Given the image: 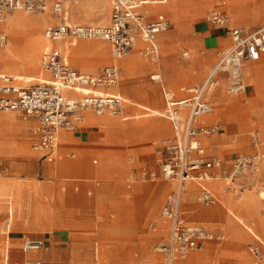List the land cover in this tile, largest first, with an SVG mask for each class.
Here are the masks:
<instances>
[{"label": "rangeland", "instance_id": "374dc122", "mask_svg": "<svg viewBox=\"0 0 264 264\" xmlns=\"http://www.w3.org/2000/svg\"><path fill=\"white\" fill-rule=\"evenodd\" d=\"M87 1H89V3L87 2L89 11H81L83 14V16L81 15L82 17H78L80 13L77 12L80 9V6H74L77 17L75 21L87 23L95 22V25H101L96 23L97 20H95V16H98L100 13L105 15L103 7H97V5L93 3L95 0ZM225 1H227L228 4L226 7L228 11V21L230 25H233L229 14L232 1ZM235 1H238L241 5V7H237V20L245 18L244 16L249 17L252 15L254 18H257L255 15L264 13V0ZM68 7L70 10V17H72L73 10L71 9L72 7L70 2L68 3ZM240 8H242L241 13L244 16L239 15ZM90 11H92V13ZM108 12L109 10L107 11V17L109 16ZM19 14L28 16L29 21H37L39 19L43 20V18L40 17L41 15L50 17V14L43 12L31 13L23 11V13ZM207 14V10L201 12L196 20H206ZM15 15L16 13L11 15L9 18L11 19V17ZM166 15L170 19L169 14L166 13ZM261 23H264V19H261L256 24L251 25L258 26ZM45 27L43 28L44 38ZM173 28L174 24L172 23L171 29ZM45 40L47 39L45 38ZM100 42L107 44L109 53L111 54V45L108 42ZM47 43L48 41L43 42L39 49V54L37 57L39 61V72L35 75L37 79L48 78V74L42 72L40 65L41 56ZM8 45L0 51H6ZM163 52L164 51L161 49V56L157 60L156 65L160 63ZM185 52L186 50L181 51L180 57H184ZM131 53H133V51ZM26 55L28 56V54H25L22 51L20 53L19 60L22 59L21 57L25 58ZM137 60H139L137 57H132L133 64ZM111 62L112 58L100 62L94 57L89 58V61H87L89 65H95V69L92 72L101 71ZM141 63H145L147 67L145 65L136 66L129 73V75L126 76V80L123 72L122 75H120V86H123L126 83V86L130 87L131 91L137 95L138 102L141 103L140 104L137 101H134L132 98L129 99V97H127V100L133 102L134 105L130 106L128 109H125L126 114H128V110L133 108L135 109L139 106L136 110L130 111L131 114H134V116L130 118L134 119L128 120V123L126 121L123 122L125 127L120 129L116 134L114 132L105 131L107 133L108 139L111 141L117 140L115 138L123 137L126 138L127 143L134 144L112 142L100 145L96 151L98 154L99 152H102L106 149H112L119 154L117 158L121 157L122 161H116V154L112 151L109 158H107L108 161L101 165V170L97 173L94 172V174L89 177V180L83 181L84 178L82 175L77 173L79 175L78 180L83 183L81 192H77L75 189L76 186L81 188V183H66L64 178H59L60 175L66 173H76L64 168L63 165H66L69 162L83 160L88 167L95 168L97 166L91 165L93 159H97L99 164L102 162V158L97 153L92 152L87 157V153L83 152L79 159L71 161L67 154L75 152L77 157H79V152L77 150H68L62 154L66 159L69 160H65L62 157L55 164L48 165V163L38 160L40 155H37L33 152L32 142L29 141L27 142V146L28 149L35 154L33 157L24 158L16 156L15 154H18V151L16 152L15 149L11 147L15 144H9V148H7L5 152L1 153L2 155H0V179L3 181V184H5L8 189H12L13 187L16 188L18 185H20L24 195L26 196L25 200L21 204L22 211L19 213V215L16 211L17 209L15 208V203L13 205L15 208L13 209L15 218L10 237L15 235L21 238L27 235L33 237L37 235L40 237L43 236L45 232L50 231L64 233L65 242L55 245V249H59L62 251V254H64L55 258L53 261L55 264H98L99 262L101 264H163V256L160 253V249L167 241L169 224L162 217V207L165 203L166 197L171 192V189H169V182L165 181L162 176L161 164L163 161L164 147L166 142L171 137L172 126L170 121L163 115H152V112L145 109H140L152 108V111L158 110V112L164 114L165 107L160 85L152 81L150 78L151 73L154 70L153 65H150L152 62L150 63L147 60L141 58ZM253 65L264 66V62H253ZM5 68L6 66L4 64L0 65V73H3ZM164 80L168 87L172 89H177L181 86L198 84L179 83L176 86H171L168 84L165 76ZM248 80L247 83L252 82L253 85L255 84L254 93H250L248 88L247 96L241 94L240 96L242 104L239 107V109L246 110L247 114L240 115L234 111V109L224 107L223 109H220V111L226 110L224 111L223 115L215 118L213 122L208 124L212 125L211 127H217V132L210 137H216L217 133L227 136L221 146V153H216L212 150V148L208 147L209 145L207 141L210 137L206 138L203 136L202 138V145L206 148L208 155L215 156L220 159L223 162L225 166L224 170L227 173L232 170L236 159L240 157V155H254L256 152L261 154L258 178L256 180L253 178V188L247 190L243 194L237 196L234 195L230 190L226 189V181L223 178L224 173L220 175L219 179L209 180L207 182V186H209L212 191H218L222 193L226 192L232 198V201L227 202V206L224 207L228 209L229 215L233 217L230 218L231 222L233 223L231 226L232 229L235 231V233H241L244 237V241L241 243H231L228 241L230 229L226 216L222 215L225 213L222 207L219 210L220 214L216 217H212L213 219L205 214L208 210L222 206L220 202L221 198L217 193L216 195L220 203L217 206H205L200 204L197 200V193L193 198V204H191V206L189 205V207L186 206L185 208V217L189 222H203L211 230H219L224 233L226 237L225 241H213L208 244L205 250L202 252L191 253L194 255H208L212 246L219 247V252H215V254H213L214 256H212L213 258L216 256L219 257V264H251V259L248 256V254L250 255L248 247L250 243L254 242L253 235H258L264 240V229H261L258 225V219H264V217L261 216V214L264 216V200H261L258 197L259 193L264 189V84H259V81H257L255 78H253V81L249 78ZM149 84L153 86L152 90L155 92V99L157 100H154L152 97L153 95L151 94L150 90H148ZM20 85L25 86L23 82H20ZM30 85L33 84H29L28 86ZM245 100L246 102L244 104L243 102ZM218 111L219 109L216 107L214 114ZM131 114H128V116H131ZM146 114L151 116H146ZM0 115H10L14 117L19 124L29 123L20 121L23 119H21L14 112H0ZM142 122L147 124L164 122L169 127L170 133L165 131L167 129L166 126V128L162 130L165 132L159 133L160 131H154L149 133L146 138L145 135H142L141 133L139 134L134 129V125H138ZM208 125L204 126L208 127ZM255 131H258L260 140L262 142V147L259 150H256L252 145L251 137ZM26 134L27 132H22L21 130L16 131L12 129L8 131V129H5L0 125V140H5L8 143H13L15 141L19 142V140L23 138V135L26 136ZM28 135L30 137V132ZM121 141H124V139ZM78 148L86 149V146H81ZM45 166H47V172H49L51 176L45 173ZM115 167H119V170L117 173H115L114 177L110 171L115 169ZM120 168H123V170ZM69 176L65 175V177ZM245 181L248 182V180ZM94 183H98V185L95 186L94 191L87 192L86 189L93 186ZM163 186H166L165 190L167 191L163 189ZM50 187H52V190H50ZM64 187H67V190H65ZM34 189L39 190L38 196L30 195ZM46 191L50 193L48 198L47 195H45ZM51 191L52 193L57 194H51ZM69 193H75L76 195L81 193L78 198L79 203L69 202L67 200ZM114 195H116L115 199H113L112 202L107 203V201ZM246 195H251L253 199H255V210H242L239 213L236 210V204L243 200V197ZM192 196L193 195H191V197L187 200H191ZM69 197L71 200L75 199L74 194ZM125 198L127 199L125 200ZM124 201L129 202L124 204V206L126 207L127 205H130V218H122ZM1 204L2 202L0 201V206H2ZM8 207L12 208V205H8ZM258 210L261 211V214H259ZM245 212L249 213V215H246ZM54 216L55 218H52ZM58 216H61L62 218H57ZM8 219L9 215L6 209L0 215L1 229L6 230V223ZM113 223H117V228L115 230L110 229V226ZM122 227H124L126 230V233L124 234H120ZM6 239L7 242H9L7 235L0 233V264H3L5 256L4 249L6 246H8L6 245ZM24 240L25 238L17 241L19 243V246L17 247L14 245L16 242L14 240H10V246L12 244V258H10V261L15 255L20 257L19 261L13 259V263L25 264L27 262L26 260L33 259L35 256L42 254L41 251H35L28 256L24 255L22 251ZM200 257L202 258V262L200 264H202L205 261V255ZM155 258L156 261L154 263ZM53 262L48 260L47 262H44V264H53Z\"/></svg>", "mask_w": 264, "mask_h": 264}, {"label": "built area", "instance_id": "2783aa9c", "mask_svg": "<svg viewBox=\"0 0 264 264\" xmlns=\"http://www.w3.org/2000/svg\"><path fill=\"white\" fill-rule=\"evenodd\" d=\"M170 0H111L110 22L107 25H72L66 22V10L63 0H0V23L16 11L47 12L52 11L62 21L46 31L48 38L61 41L74 39H104L112 47L114 57L121 58L130 54L141 38L144 47L141 53L151 61L160 58L157 35L172 27L171 20L164 14L155 20H147L141 7L148 4L166 3ZM206 21L216 26L225 27L232 39V46L221 53L220 59L199 87L188 90L192 96L176 100L174 94L164 90L166 110L164 115L172 122L174 137L166 142L163 150L161 172L165 181L174 182L175 189L168 196L163 209V216L170 222L169 240L161 248L165 255V264H174L177 258L186 259L192 252L201 250L212 239V235L201 225H188L182 217L183 197L186 184H203L219 179L224 173L226 189L234 195H240L253 188V178L259 175L261 154L240 156L230 172H226L220 159L205 158L198 137L210 136L217 132V127L199 126L200 116L213 110L207 94L217 84V75L227 73L230 83L227 92L231 95L246 90L243 65L257 61L264 53V25L257 27H234L227 15L214 9L206 16ZM7 42L4 32H0V48ZM185 56H187L185 54ZM42 67L52 75L51 80H44L32 86H19L13 78L2 75L0 82V111L21 112L37 119L34 132L38 141L34 145L37 151L52 152L57 147L62 132L73 134L80 129L87 112L98 115L122 112L125 99L117 93L100 92L101 87H112L119 83V69L115 64L107 65L100 73H87L71 67L64 59L60 49L49 48L42 57ZM151 80L162 82L160 73L150 76ZM66 90L79 93V97H70ZM189 105L190 111L183 125L179 123V107ZM252 145L256 150L262 147L258 131L252 134ZM196 155V156H195ZM195 156V157H194ZM245 180H248L245 181ZM264 193V189L262 190ZM205 206L215 204L213 193L204 190L197 198ZM44 248L41 240L26 237L23 252L40 251ZM253 264H264V244H251L248 247ZM25 264H42L29 260Z\"/></svg>", "mask_w": 264, "mask_h": 264}, {"label": "crops", "instance_id": "0c3cea01", "mask_svg": "<svg viewBox=\"0 0 264 264\" xmlns=\"http://www.w3.org/2000/svg\"><path fill=\"white\" fill-rule=\"evenodd\" d=\"M63 1H64V5H65V10H66V22H68V23H70L72 25H75V24L95 25V22L93 20L92 21L94 23L76 22L75 19L77 17H76V12L74 10V6H71L72 7L71 9L73 10V15H72V17L69 18L68 13H67L68 5L66 6L67 0H63ZM82 1H84V0H82ZM173 1H176V0H170V1L166 2V3L148 4V5H144V6L141 7V11L146 15L147 20H149V21L155 20L157 18V16L160 15V14H164L165 16H167L166 15V13H167L170 16L171 22L174 24V28L173 29L170 28L171 29V30L169 29L170 31L168 30V32L166 31V32H163V33H160V34L157 35V43H158V46L160 48V53H161V49H162V51H164L163 55L161 57L160 63L158 65H156L157 61H151L149 58H147L146 56H144L141 53V50L144 47V42H143V40L141 38L138 39L137 44H136L135 48L133 49V53H131V54L127 55V56L121 57V58L114 57L113 52H112V47H111L112 62L109 65L115 64L118 67V69H119V83L116 86H112V87H101V88H99V91L100 92H105V93H117V94H120L125 99L123 110H122V112L120 114L113 115V114H110V113H106V114H110L111 116H116V117H111V116L98 117V116H101V115H98V114H96L94 112H87L86 116H85V120L81 124L80 129L77 132L73 133V134L62 132L60 134L59 142L57 144V147L52 152L37 151V150L34 149V145L38 141V136L34 132V129H35V127L38 124V121H37L36 118L28 116V115H25V114H23L21 112H14L21 119H23V120H20V121L29 122L30 123V124L29 123L19 124L14 117H6V116H1L0 115V125L3 126L5 129H8V131L13 129V130H16V131L21 130L22 132H27L26 136L23 135V138H21L19 140V142H17V141L14 142L18 146V149H20V152L18 154H15V155L25 158V157H33V156H35V154H37V155H40V158L39 159L35 158V159H38L39 161H42L44 163H48V165H53L59 159H61L62 157L65 160H69V159H66L63 156V154H62L64 152L68 151V150H77L79 152V157H77V154L75 152H71V153L67 154L68 158H70V160L73 161V160L79 159L83 152L87 153V157L92 152L93 153H97L96 151L99 148V146L107 144V143L121 142L123 144H134V143H127L126 142V138H123V137H119L120 139L119 138H115L117 140L111 141L110 139H108L107 133L105 131L114 132L116 134L120 129L125 127L123 122H125V121L127 122L130 119H134V118H130V117L134 116V114H131L130 111L131 110H136L138 107H136L135 109L134 108L130 109L128 111L126 110L129 115L131 114V116H128V114H126V112H125V109H128L130 106H133L134 103L131 102L130 100H127V97H129V99L132 98L134 101H137V102H138V98H137V95L131 91L130 87L126 86V83L123 86H120V75H122V72H123V74L125 76V80H126V76H128L129 73L136 66L145 65V63H141V58L147 60L150 63L152 62V64H150V65L151 66L153 65V69L154 70L152 71L151 74L160 73L161 76H162V82H156V81H154V82H156V83H158L160 85L161 92H162V95H163V98H164V102H165L164 112L166 110V100H165V96H164V90L165 89L170 91V92H172L174 94V98L176 100H184V99L190 98L192 96V92H190L188 89L192 88V87L201 86L206 81L208 76L211 74V72L213 71L215 66L217 65V63H218V61L220 59L221 53H223V52L227 51L228 49H230L232 44H233L232 39L229 36V34L227 33V29L225 27L216 26L214 24H211V23L207 22L206 20H202V19L196 20V19L198 18V15L201 12L207 10V13H209L210 11H212L214 9H219L225 15L228 16V11L226 9L228 4H227V1H225V0H215V3H214L213 7L209 8V9H202V8H198V7L195 8L191 2H187V0H186V1H179L178 3L177 2L174 3L166 11L161 9L162 7L167 6L169 3L173 2ZM231 1H232V5L230 7V13L229 14H230V20H232V24H233L232 26H234V27H257L255 25H251V24H256L259 20L264 19V17H263L264 13H262V14L260 13L258 15H255V16H257V18H254L253 15L249 16V17L244 16L241 13L242 12V8H240L239 15L240 16H244L245 18H241L240 20H237V18H236V15L238 14L237 13V11H238L237 7L238 6L241 7V5H240V3L238 1H235V0H231ZM109 3H110L109 4V9H108L109 10V12H108L109 16L107 17V15H104V14L100 13L98 16L95 17V20H97L96 23H99L101 25L109 24V22H110V14H111V0H109ZM78 5H79V3H78ZM155 5H160V6H155ZM156 8H158V9H156ZM68 10H69V7H68ZM81 11H84V10H80L79 9L77 11V12L80 13V15L78 17H82L83 16ZM69 12H70V10H69ZM90 12L92 13V11H90ZM43 13L50 14V17L49 16H43V15L40 16V17L43 18V21H46V23H47V24H45V26H46L45 27V33H46V31L48 29H50L52 27H55L56 25H58L63 20L62 17H59L58 15L53 13L52 11H47V12H43ZM174 16L176 17V20H173ZM105 21L107 22L106 24H105ZM259 25H264V23H261ZM0 32H4L6 34L7 39H9L7 31L5 29V25H3V23H0ZM44 36H45V34H44ZM73 39L74 38H67V40L63 39L65 41H63V40H61V41L52 40L55 43H51L49 40H47L48 43L46 44V47L52 46L51 48L60 49L62 54H63V57H64L65 61L71 67H73L75 69H78V70H81L79 67L75 66L72 63V60L70 58L69 53L66 50H64L61 46L64 45V44L73 45L76 42H78L77 40H90V39H75V40H73ZM102 40H104V39H102ZM47 41L43 39L41 44L43 42H47ZM91 41L94 42V43L89 44V46L88 45L82 46L84 51L89 52V55H83L82 58H79L80 59L79 61L82 62V65L85 66V67L87 65H89L87 63V61H89V58H91V57H94L96 59L98 58L97 60L100 61V62L106 60V57L104 55L105 54L104 49L106 50V48L103 45H107V44L102 43V42L100 43V40H91ZM106 41L110 44V42L108 40H105L104 42H106ZM57 42H61V43H57ZM80 42H85V41H80ZM10 44L8 45V42H7L8 48H7L6 51H4V53L0 51V59H1L0 65H3V64L5 65V61L6 60H12L15 57L16 51L14 50V41H12ZM41 44L39 45V49H40ZM101 44H103V45L100 46ZM89 47H90V49H89ZM45 48H44V50H45ZM0 50H2V49H0ZM44 50H43V52H44ZM184 50H186V52L184 54H187V56L184 55V57H180V52L184 51ZM38 54H39V50H38ZM43 54L44 53H42L41 61H42ZM160 56H161V54H160ZM132 57H137L139 60H137L133 64ZM41 61H40V65L42 64ZM253 62H257V63L258 62H264V53L261 55V58L259 60H257V61H249V62L244 63V65H243V75H244V80H245V83H246V90L244 92H242V93L235 94V95L229 94L227 92V86L230 83L229 75L227 73H219L217 75V84L207 94V99H209L211 101L212 106H213V110L211 112L207 113L209 115L205 114L206 116H204V115L200 116L198 121H197V125L204 126V125H208L209 123L213 122V120L215 118H217L219 116H222L224 111H226V110L220 111V109H223L224 107L231 108V109H234V111H236L235 107L242 104L241 97L239 98L238 96H240L241 94L247 96L248 88H249V92L250 93H252V92L254 93L255 84L253 85L252 82L251 83H247L248 78L245 75L244 66H245V68L247 70H253V75L250 78L252 81H253V78H255V79H257V81H259L258 82L259 84L260 83L264 84V66H262V65L261 66L260 65H253ZM150 65H148V66L151 67ZM90 66H92V68H93L92 70L95 69V65H90ZM41 68H42V66H41ZM43 69H42V72L48 74V78L47 79H38L37 80L38 82L36 81L34 83L24 82L22 80H19L17 77H15V76H13L11 74H8V73H0V77L2 75H8V76L13 78V83L14 84L21 86L20 82H23L24 85H25L23 87H27L29 84L35 85V84H37V83H39L41 81H44V80H46V81L51 80V78H52L51 73L44 69L46 71L45 72ZM92 70H91V72L90 71H84V72L93 73V74L100 73V71L92 72ZM124 70H128V71H124ZM81 71H83V70H81ZM164 76L166 77L168 84L171 85V86H176L179 83H185V84L186 83H198V84L189 85V86H181V87H179L177 89H172V88L168 87L167 83L164 80ZM15 78L18 79L19 83H17ZM246 78H247V80H246ZM0 82H1V78H0ZM248 82H249V80H248ZM30 86H32V85H30ZM152 87L153 86L149 84L148 85V88H149L148 90H150L151 94L153 95L152 97L154 98V100H157V99H155L156 95H155V92L152 90ZM65 94L67 96H70V97H79L80 96L79 93H76L75 91H72V90H66ZM232 98H234V99H232ZM245 102H246V100L243 103L245 104ZM138 103H140V102H138ZM142 105H144V104H142ZM216 107H218L219 111L214 114V111H216ZM140 109L148 110V111L152 112V115H163L164 117H166L164 114L158 112V110L157 111H152L153 110L152 108H150V109L140 108ZM189 111H190V106L189 105H182V106L179 107V123L181 125H183L185 123V121H186V119L188 117ZM0 112H3V111H0ZM237 112L239 114H243V115L247 114L246 110H242V109L238 110ZM102 115H104V114H102ZM210 115H211V118L209 119L207 124L201 121L204 117H207V116H210ZM146 116H151V115L146 114ZM136 122H138V121H136ZM170 123H171V126H172V132H171V137H170V139H171V138L174 137L175 134H174V130H173V124H172L171 121H170ZM134 126H135L134 129L139 134L141 133L142 135H145L146 138H147V135L149 133L154 132V131H156V132L160 131L159 133L168 131V133H170L169 127L164 122H156V123H150V124L142 122V123H139L138 125H134ZM166 126H167V129L165 131H162V130H164L166 128ZM208 126H212V125H208ZM29 132H30V137L28 135ZM203 136L208 138L211 135L210 136L200 135L198 137V141H199L200 147H201V149L203 151V156L205 158H217L215 156L208 155V153L206 152V148L202 145ZM226 138H227L226 135L221 134V133H217L216 137L213 136V137H210L208 139V141H207V143L209 145L208 147L212 148V150L214 152H216V153H221V151H222V147L221 146L224 143ZM123 139H124V141H121ZM2 141L5 142V140H2ZM29 141L32 142V150H33V152L35 154L32 153L28 149L27 142H29ZM135 143H137V142H135ZM81 146H86V149L78 148V147H81ZM112 151L116 154L115 155V160L116 161H120V160L122 161L121 157L117 158V156L119 154L116 151H114L112 149H106V150H104L102 152H99V154L97 153L102 158L101 164L98 163L97 159H93L92 164L87 160L91 165L97 166V167H95V168L88 167L83 160H80V161H77V162H69L66 165H63V167L68 169L69 171L76 172V173H66V174L60 175L59 178H64L66 183H76V182L81 183L78 180V176L79 175L77 174V173H80L82 175V177L84 178L83 181L89 180V177L91 175H93L94 172L97 173V172H99L101 170V165L108 161L107 158H109L110 153ZM0 155H2V154H0ZM240 156H242V155H240ZM87 157H86V159H87ZM47 166H45V173L50 175V173L47 172ZM17 167H18V165H17ZM118 170H119V167H115V169H112L110 172L114 176L115 173H117ZM121 170H123V168ZM65 175H68V176L69 175H73V176L65 177ZM59 178H56V179H59ZM167 182H169V181H167ZM0 183L3 184V181L1 179H0ZM3 185H4V187L6 189H8L5 186V184H3ZM96 185H98V183H94V185L89 187V188H87L86 191L87 192L88 191H94ZM168 185H170L169 189H171V192L168 194V196H169L174 191L175 184H174V182H169ZM194 185L196 186L195 191L190 193L189 196L186 199H185V197L187 195L183 197L182 217H183L184 221L188 225H201V226H204L207 229V231L212 235V239L209 240L205 244L203 249L194 251V252H202L203 250H205L206 246L208 244H210L211 242H213V241L222 242V241H225L226 237H225V235H224V233L222 231L211 230L203 222H189L186 219V217H185V212H186L185 208L186 207L184 206V204L188 203L187 206L188 207H189V205L191 206V204H193V198H194L195 194H197V193H198L197 194V198H198L202 194V192L204 190H208L211 193H213L215 198H216V202H215V204H213V206H217L218 204H220L219 203V199H218V197L216 195V192L212 191L209 188V186H207V183L205 185L204 184L202 185V184L195 183ZM82 187H83V183H81V188H79V186H76L75 189H76L77 192L78 191L81 192ZM165 187L163 186L164 190H165ZM64 189L67 190V187H64ZM50 190H52V187H50ZM165 191H167V190H165ZM186 191H187V189H186ZM38 194H39V190L38 189H34V191L30 195L38 196ZM49 194L50 193H48L47 191L45 192V195H47V198L50 196ZM51 194H57V193H52V191H51ZM72 194H74V196H75L74 200H71L70 197H69ZM80 194L76 195L75 193H69V195L67 197V200L69 202H71V203H76V202L79 203L78 198H79ZM187 194H188V192H187ZM191 195H193L192 199L191 200H187V199H189L191 197ZM115 196L116 195H114L111 199H109L107 201V203L112 202L113 199H115ZM168 196L166 197L165 203H164V205L162 207V217L169 224V233H168L167 241H166V243L163 244V246H165L167 244V242L169 240V235H170V222H169V220H167L163 216V209H164V206L166 204ZM223 198H224L226 204H227V202L232 201L231 200L232 198L226 192L223 193ZM126 199L127 198H125V200ZM0 201L2 202V204H1L2 206H0V215L6 209L8 211V215H9V219H8V221L6 223V227L7 228H6V230H3V229L0 228V233H4V235H7V233L10 230L8 227L10 226L11 219H12L11 218V213H10V208H9L10 206L8 207V205H10V204H9V202L7 200H0ZM47 201H49V200H47ZM127 203H129V202H126V201L123 202L124 209H123L122 218H130V212H129L130 205H127L126 207L124 206V204H127ZM60 204H61V202H60ZM183 207H185V208H183ZM221 207L225 211V213H223L222 215L226 216V218L228 220V224H229L230 232L228 234V236H229L228 241L231 242V243H241V242H243L244 241L243 235L241 233H239V234L235 233V231L231 227L233 223L231 222L230 218H233V217H231L229 215L228 209H226V207L220 206V207H217L215 209L208 210L205 214L207 216L211 217V218L212 217H216L217 215L220 214L219 210H220ZM255 207H256V201H255V199H253L252 196H250L249 199H245V201L243 202L242 205H236V210L237 211L238 210H241V211L242 210H244V211H254ZM258 212H259V214H261L260 210H258ZM17 213H18V211H17ZM245 214L249 215V213H246V212H245ZM55 216L52 217V218H55ZM261 216L264 217L262 214H261ZM50 218H51V214H50ZM57 218H62V217L58 216ZM120 221H122V220H120ZM13 222H14V219H13ZM13 222H12V225H13ZM12 225L10 226L11 227V231H12ZM258 225H259V227L261 229H264V219L259 218L258 219ZM116 226H117V223H115V224L113 223L110 226L111 227L110 229L111 230H113V229L115 230L117 228ZM124 233H126V230H125L124 227H122L121 230H120V234H124ZM7 237L10 240H14L16 242L14 244L16 247L19 246V243L17 241H19V240H21L23 238H26V237H29V238H32V239H35V240H41L44 243V248L42 250H40L42 252V254L39 255V256H35V258H33L31 260L32 261H39L42 264H44V262H47L48 260H51L53 262L57 256H60V255L64 254V253L62 254V251H60L59 249H57V250L55 249L56 248L55 245L65 242L64 241L65 240V234L62 233V232L50 231V232H45V234H43V236H40V237L37 236V235L34 236V237L30 236V235H27V236L22 237V238L18 237L16 235L13 236V237H10V233H9L7 235ZM253 237H254V242L250 243L249 246L251 244H258V243L264 244V240L262 238H260L258 235L257 236L253 235ZM6 245H8V246H6V248L4 249V253H5L4 255L5 256H4L3 264H4V261H5V258H6V260H8L9 257L12 258V255H11V246H12V244L10 246L8 244V242H6ZM22 251H23V249H22ZM217 251L219 252V247L212 246L210 248V253L208 255L207 254H195V255L194 254H190L191 256L188 259L186 258L187 260L186 259L177 258L175 260L174 264H197L196 263V258H198L199 256H203V255H205V261L202 264H219V262H218L219 261V259H218L219 257H217V256H216L217 258L216 257H214V258L212 257V256H214L213 254H215V252H217ZM160 253L163 256V264H165V255L161 252V249H160ZM24 255H26V254L24 253ZM248 256L250 257L249 254H248ZM17 257L18 256L15 255L13 259L16 260L15 258H17ZM17 259H18L17 261H19L20 257H18ZM24 259H25V257H24ZM250 259H251V264H252V258L250 257ZM236 260H237V258H236ZM98 261H99V257H98ZM155 261H156V258L154 259V263H155ZM53 264H55V263L53 262ZM235 264H238V263H235Z\"/></svg>", "mask_w": 264, "mask_h": 264}, {"label": "bare ground", "instance_id": "6f19581e", "mask_svg": "<svg viewBox=\"0 0 264 264\" xmlns=\"http://www.w3.org/2000/svg\"><path fill=\"white\" fill-rule=\"evenodd\" d=\"M81 1L82 0H67L66 6L68 5L69 2L71 3V6L78 5V3H79L80 10L89 11V6L87 5V2L89 3V1H87V0H84L82 2ZM179 1H186V0H176V1H173V2L169 3L167 6L162 7L161 9L164 10V11H166V10L169 9V7L171 5H173L176 2L178 3ZM187 2H191L195 8L198 7V8H202V9H209V8H211V7L214 6L215 0H187ZM93 3L95 5H97V7L98 6L103 7V9L105 11V15H107V11L109 9V4H110L109 3V0H95V2H93ZM155 6H160V5H155ZM156 9H158V8H156ZM15 13H16V15L13 16V17H11V19H10L9 17L11 15L15 14ZM19 13H23V11H16L13 14H10L8 16L7 20L3 23V25H5V29L7 31V34L9 35V44L12 41H14V50L16 51L14 59H12V60H6L5 61L6 68L4 69L3 73L11 74V75L17 77L19 80H22V81L27 82V83H34V82H36L38 80L36 78V76H35L39 72V61L37 59V56H38L39 45L41 44V42L43 41V39L45 40V38L43 37V28L45 27V24H47V23H46V21H43L41 19H39L37 21H29L28 16H26V15H20ZM67 13H68V16L70 18V12L68 10V7H67ZM43 16H46V15H43ZM173 20H176V17L175 16L173 17ZM106 21H105V23H107ZM45 37L51 43H55V42H53L52 40H50L48 38V36L46 35V33H45ZM65 40H67V39H65ZM65 40H63V41H65ZM73 40H75V39H73ZM91 40L105 41V40H102L100 38L90 39V40H77L78 42H76L73 45L64 44V45L61 46L64 50H66L69 53L70 58L73 61V63L77 67H79L81 70H83V71H90L91 72V70L93 69L92 66H90V65H87L86 67L83 66L82 65V62L79 61L80 60L79 58H82L83 55H89V52L84 51V49L82 48V46H86V45L89 46V44L94 43ZM80 41H85V42H80ZM7 42H8V39H7ZM7 42L0 49H3L4 47H6L7 46ZM57 43H61V42H57ZM102 45L103 44H101L100 46H102ZM103 46L106 48V50L104 49V51H105V54L104 55L106 57V60L107 59H111L112 58V55L109 53L108 46L107 45H103ZM51 47L52 46L46 47L45 50H44V52L46 50H48L49 48H51ZM89 49H90V47H89ZM22 51L25 54H28V56L26 55L25 58L21 57L22 59L19 60L20 53ZM0 62H1V59H0ZM41 66H42V64H41ZM42 69H43V67H42ZM244 72H245V75L247 76V78H249V79L253 75V70H247L245 68V66H244ZM17 78H15V79H16L17 83H19V81H18ZM238 97L240 98L241 96H238ZM232 99H234V98H232ZM239 107H240V105H238V106L235 107L236 112L238 110H241V109H239ZM207 115H209V114H207ZM240 115H243V114H240ZM104 116H111V115L110 114H104V115H101V116H98V117H104ZM204 116H206V115H204ZM6 117H12V116L8 115ZM111 117H116V116H111ZM210 118H211V115L210 116H207V117H204L201 121L207 124V122L209 121ZM9 144L11 145V144H15V143L14 142L13 143H8L6 141L3 142L2 140H0V154L3 153V152H5V150L7 148H9L8 147ZM11 147L13 149H15L16 152L17 151H18V153L20 152V149H18V146L16 144L13 145V146H11ZM207 182H205L203 184L205 185ZM194 184H195L194 182H188L186 184L187 191H185V193H184V196H186V194L188 192L186 198L189 196L190 193H192V192L195 191L196 186ZM216 193L221 198L220 202H221L222 206H227V204L225 203V200L223 198V193L222 192H218V191H216ZM250 196L251 195H246L245 197H243V200H241L240 202H238L236 205H242L243 202L245 201V199H249ZM25 197L26 196L24 195L23 190L20 187V185H18L16 188L13 187L12 189H6L4 187V185L2 183H0V200H7L9 202V204L12 205V208H10V213H11V218H12L11 219L10 226L12 225L13 219L15 218L13 209L16 208L17 211H18V214L21 213V211H22V205L21 204L25 200ZM258 197L261 200H264V193L263 192H260L259 195H258ZM14 203H15V208L13 207ZM184 206L186 207L187 204H184ZM185 207H183V208H185ZM238 211L241 212V210H238ZM10 226L8 227L10 230L7 233V235L12 232ZM6 242H7V239H6ZM8 244L10 245V239H9ZM32 252H35V251L29 252L28 254H26V256H28ZM190 256L191 255H189L187 257V259ZM250 257L252 258L251 255H250ZM17 258H15L16 261L18 260ZM29 260H31V259H29ZM29 260H27V261H29ZM201 262H202V258L200 256L198 258H196V263L197 264H200ZM4 264H17V263H13V260L12 259L10 261V257H9L8 260H6V258H5ZM98 264H100V263H98ZM252 264H253V260H252Z\"/></svg>", "mask_w": 264, "mask_h": 264}]
</instances>
